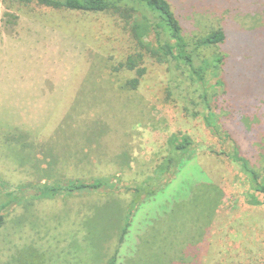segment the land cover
Here are the masks:
<instances>
[{"label":"rangeland","instance_id":"1","mask_svg":"<svg viewBox=\"0 0 264 264\" xmlns=\"http://www.w3.org/2000/svg\"><path fill=\"white\" fill-rule=\"evenodd\" d=\"M167 2L187 41L223 29L226 96L210 99L264 184V0ZM134 51L114 15L0 0V209L20 198L0 228V264L29 250L56 264H108L125 221L116 264H264V206L246 203L251 191L229 146L166 97L165 66L146 59L139 87L125 88L133 74L114 67ZM181 137L191 146L160 174ZM96 180L116 188L41 193ZM214 186L221 202L212 220ZM184 254L187 263L172 261Z\"/></svg>","mask_w":264,"mask_h":264},{"label":"trees","instance_id":"2","mask_svg":"<svg viewBox=\"0 0 264 264\" xmlns=\"http://www.w3.org/2000/svg\"><path fill=\"white\" fill-rule=\"evenodd\" d=\"M22 4H36L58 11H71L82 13H106L114 15L124 21L128 27L130 39L134 45V52L125 60L114 67L115 71H125L133 74V78L126 82L128 90H136L146 74L145 60L165 66L169 77L166 84L165 95L168 99L182 104L183 111L192 118L200 117L208 132L218 141L225 143L230 148L227 157L232 164L237 166L239 172L248 181L249 192L246 203L250 207L264 206V184L261 183V174L253 168L249 161L240 153V150L231 135L222 127L215 114V104L210 99L211 92L215 103L223 101L226 96L223 81V67L227 56L219 51V46L225 42L226 36L221 27L212 28L205 36L187 41L182 33V28L167 0H16ZM211 51L210 56L205 53ZM191 142L184 138H174L172 141V158L167 159L160 167L159 173L166 174L169 169L177 164L176 157L184 153ZM175 156V157H173ZM264 172V169H263ZM43 186V187H42ZM41 193L50 196H72L78 194L96 193L101 190L116 188L109 180H96L91 182L75 181L69 184H55L54 186L42 185ZM212 196L208 195L206 205L209 209L208 216L213 220L216 209L220 206L221 191L214 186ZM21 191H19V194ZM256 193L263 197L262 200ZM139 194V193H138ZM24 199V198H23ZM22 199V200H23ZM9 201L0 209V228L5 221V212L12 204H19L18 197L15 203ZM204 213V212H203ZM129 218V213H127ZM210 219V220H211ZM159 221H169L166 216ZM213 221H207L211 224ZM129 221L119 233L118 246L108 264H116L119 246L123 244L127 234ZM200 241V240H199ZM198 241V242H199ZM197 242V243H198ZM157 244V242H155ZM144 247L154 246V243L142 241ZM160 253L167 255V245L161 241ZM31 256H30V255ZM17 256V255H16ZM35 256L37 260L33 257ZM20 257V258H18ZM185 254L172 259L187 263ZM135 258V257H134ZM132 258V259H134ZM156 258H159L157 256ZM132 259H126L124 264H141ZM15 264H56L54 259H44L38 252L29 250L18 253L12 258ZM151 261H147L149 264Z\"/></svg>","mask_w":264,"mask_h":264}]
</instances>
